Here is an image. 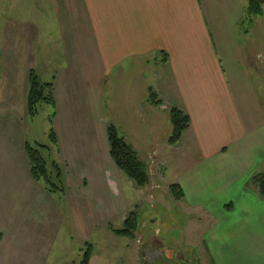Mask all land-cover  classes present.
I'll use <instances>...</instances> for the list:
<instances>
[{"label":"crops","instance_id":"0c3cea01","mask_svg":"<svg viewBox=\"0 0 264 264\" xmlns=\"http://www.w3.org/2000/svg\"><path fill=\"white\" fill-rule=\"evenodd\" d=\"M63 5L85 23L91 73L101 77L102 99H115L127 112L129 129L154 132L169 116L162 139L147 147L129 144L143 156L155 151L161 168L174 155V184L183 197L173 198L169 182L170 199L186 207L198 229L207 223L199 242L211 264H264V198L250 184L255 173H264V8L253 20L246 16L247 0H52L54 12L64 11ZM21 20L29 23L28 12ZM161 52L166 62L159 61ZM149 88L160 105L148 101ZM57 89L54 78L56 106ZM171 108L190 117L175 145L167 142ZM115 167L109 165L118 177ZM162 178L160 173L149 187L131 188L141 199L167 201ZM114 181L109 176L106 183L120 194ZM184 232L190 235L182 230L178 238ZM139 233L143 240H162L159 231ZM143 242L135 239L130 255ZM88 264H102L93 250Z\"/></svg>","mask_w":264,"mask_h":264},{"label":"rangeland","instance_id":"374dc122","mask_svg":"<svg viewBox=\"0 0 264 264\" xmlns=\"http://www.w3.org/2000/svg\"><path fill=\"white\" fill-rule=\"evenodd\" d=\"M51 4L52 0H0V264H79L86 244L102 264H211L199 242L207 223L203 219L205 227L198 229L188 220L192 217L186 207L170 199L168 184L179 172L174 155L171 164L161 168L155 151L145 156L137 152L147 164L149 180L161 173L159 185L169 198L149 201L137 196L131 188L137 186L106 151L109 124L128 143L147 147L162 139L161 127L169 124V116L162 117L154 132L143 126L141 131L130 130L124 122L127 112L115 105V99H102L101 77L91 73L85 23L66 5L61 6L64 11L54 12ZM39 6L43 12L37 20ZM27 12L29 23H21ZM32 68L40 82L54 86V78L58 80L57 106L40 103L34 117L28 115L25 101L27 71ZM25 142L48 146L42 153L52 179L50 163L58 165L63 192L48 191L31 178ZM107 175L114 178L120 194L106 183ZM130 213L137 215L139 231H159L162 238L143 240L137 230L135 239L144 241L137 251L139 260L136 253L130 255L135 239L116 235L109 227L120 228L122 217ZM182 230L190 235L184 232L178 238Z\"/></svg>","mask_w":264,"mask_h":264},{"label":"trees","instance_id":"16d2710c","mask_svg":"<svg viewBox=\"0 0 264 264\" xmlns=\"http://www.w3.org/2000/svg\"><path fill=\"white\" fill-rule=\"evenodd\" d=\"M264 0H247L246 16L254 18L260 16L263 12ZM164 56L159 59L160 62H166V53L161 52ZM53 84L51 82H40L36 71L32 68L28 71V88L26 94V110L30 117L38 114V105L45 103L55 109V98L52 92ZM148 101L158 106L161 100L156 92L149 88ZM55 112L50 115L54 118ZM171 131L167 142L170 145H175L181 139L182 133L188 128L190 124V117L178 108H171L169 110ZM50 119V121H51ZM107 141L109 146V155L114 164L126 176H128L137 187H145L149 182L147 164L142 161L137 151L125 140V137L120 135L116 126L109 124L106 129ZM51 142L55 144V137L51 129ZM24 150L27 155L29 174L36 182H42L46 189L51 192H63L64 186L61 182V172L58 165L51 162V166L55 172L54 179L48 170L47 158L42 152L48 151L47 145H32L29 142L24 143ZM250 184L258 193L264 198V173H255L250 180ZM169 190L175 200L183 197V192L177 184H171ZM138 220L135 213H130L124 220L122 228L113 229L116 235L133 238L138 230ZM92 254V246L86 244L82 253L79 264H88Z\"/></svg>","mask_w":264,"mask_h":264}]
</instances>
